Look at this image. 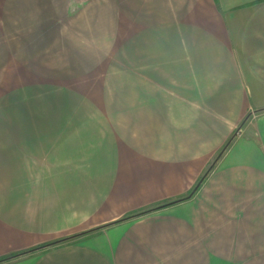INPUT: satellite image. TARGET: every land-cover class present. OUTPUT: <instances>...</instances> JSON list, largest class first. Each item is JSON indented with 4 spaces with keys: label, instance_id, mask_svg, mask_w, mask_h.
Listing matches in <instances>:
<instances>
[{
    "label": "crops",
    "instance_id": "0c3cea01",
    "mask_svg": "<svg viewBox=\"0 0 264 264\" xmlns=\"http://www.w3.org/2000/svg\"><path fill=\"white\" fill-rule=\"evenodd\" d=\"M0 264H264V0H0Z\"/></svg>",
    "mask_w": 264,
    "mask_h": 264
}]
</instances>
